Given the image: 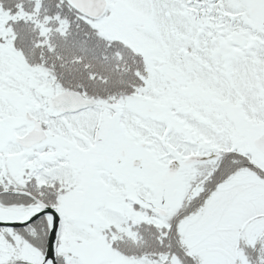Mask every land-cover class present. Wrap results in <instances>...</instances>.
Masks as SVG:
<instances>
[{
    "label": "snow or ice",
    "instance_id": "1",
    "mask_svg": "<svg viewBox=\"0 0 264 264\" xmlns=\"http://www.w3.org/2000/svg\"><path fill=\"white\" fill-rule=\"evenodd\" d=\"M0 264H264V0H0Z\"/></svg>",
    "mask_w": 264,
    "mask_h": 264
}]
</instances>
